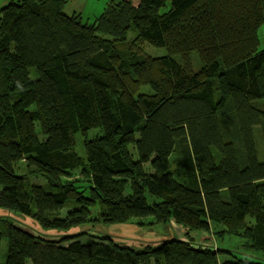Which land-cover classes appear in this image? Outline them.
I'll return each instance as SVG.
<instances>
[{
    "label": "trees",
    "instance_id": "1",
    "mask_svg": "<svg viewBox=\"0 0 264 264\" xmlns=\"http://www.w3.org/2000/svg\"><path fill=\"white\" fill-rule=\"evenodd\" d=\"M65 2L0 9V209L67 233L98 205L95 224L215 228L264 254V0H112L93 22ZM95 128L83 158L76 135ZM78 169L87 186L68 179ZM67 236L0 220V264H260L180 239L135 251Z\"/></svg>",
    "mask_w": 264,
    "mask_h": 264
},
{
    "label": "rangeland",
    "instance_id": "2",
    "mask_svg": "<svg viewBox=\"0 0 264 264\" xmlns=\"http://www.w3.org/2000/svg\"><path fill=\"white\" fill-rule=\"evenodd\" d=\"M112 0L107 1V5ZM133 3L137 4L140 0H132ZM70 9L67 6L66 2L63 9ZM97 18V17H96ZM95 17L89 19H83L86 21H94ZM131 31L128 35L129 42L135 37V35ZM261 42H263L264 47V28L260 30ZM132 50H137L138 53L143 54L147 58L149 57H161L167 54L166 50L163 48H156L147 43H140L139 45L134 46L132 43ZM192 70H198L200 68V60L198 55L194 53L191 55L188 62ZM103 134V130L101 128H95L89 130L87 133H78L76 135V152L83 158H86V153L84 149V141L86 139L94 140L95 138L100 137ZM132 149V146L129 147ZM24 163H20L16 165L15 169L18 173H24ZM147 168V167H146ZM148 169V168H147ZM26 172V170H25ZM77 183L79 186H87V181L84 177L80 175V170H74L72 175L68 178ZM29 181L35 184L44 185L47 183V180L44 176H29ZM2 187L0 186V193L2 191ZM89 196V194H86ZM92 217L89 221L91 224L83 225L80 228L73 229L67 233L65 232H47L38 230L35 228V224L21 215L9 213L6 217H1L0 220L5 219L8 220L15 225L33 232L38 237H47L54 240H60L63 237H69L67 235H74L77 233H84L85 238L81 240L84 244H90L93 240L108 238L114 241L117 245L122 247L131 248L135 251H142L147 248H158L161 244L175 239H180L184 241L193 242L196 245L203 244L207 248H213L215 250L220 251L219 259L221 262L225 260H248L252 262H257L260 264H264V254L261 252H256L248 247V242L246 239L242 237L230 236L229 234H219V230L212 228L210 232H198L193 233L190 236L187 234L186 229L183 226L175 224L174 222H170L167 225H158L153 222L152 217L147 218H134L127 223L122 224H104L98 220L95 224L94 218L99 216L98 205L94 206L91 209ZM67 214V209L63 211L61 217H65ZM247 222H251V219H247ZM2 250L5 253L7 251V241L4 239L2 241Z\"/></svg>",
    "mask_w": 264,
    "mask_h": 264
},
{
    "label": "crops",
    "instance_id": "3",
    "mask_svg": "<svg viewBox=\"0 0 264 264\" xmlns=\"http://www.w3.org/2000/svg\"><path fill=\"white\" fill-rule=\"evenodd\" d=\"M11 1H23V0H0V9L8 4ZM67 6L70 7V9L65 8L64 12L69 15L72 18L75 19H81L84 22H92V21H86L83 19H89L93 17H98L105 9L107 5L108 0H65ZM264 28V27H263ZM262 28V29H263ZM261 29V30H262ZM263 44V42H262ZM9 213L0 209V216L6 217ZM5 220V219H2ZM30 220V219H28ZM33 222L32 220H30ZM33 224H35L33 222ZM36 225V224H35ZM37 225L35 226V228ZM39 228V227H37ZM40 230V229H38Z\"/></svg>",
    "mask_w": 264,
    "mask_h": 264
}]
</instances>
